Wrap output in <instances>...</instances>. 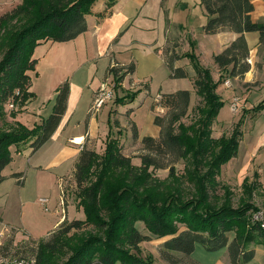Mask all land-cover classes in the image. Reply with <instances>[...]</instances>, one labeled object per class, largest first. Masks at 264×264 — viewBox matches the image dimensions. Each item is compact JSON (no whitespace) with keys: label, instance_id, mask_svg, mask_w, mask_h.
Instances as JSON below:
<instances>
[{"label":"trees","instance_id":"obj_1","mask_svg":"<svg viewBox=\"0 0 264 264\" xmlns=\"http://www.w3.org/2000/svg\"><path fill=\"white\" fill-rule=\"evenodd\" d=\"M97 1L22 0L20 5L0 17V184L6 180L5 168L13 161L11 147L20 150L31 142L33 151L39 150L54 135L67 110L69 81L56 89L52 113L39 125L29 129L20 122H8L9 116L16 118L35 97L30 91V72L35 71L37 65L33 57L35 48L47 41L70 42L85 33L87 16ZM253 1L201 0L209 17L204 26L205 33L230 30L239 37L214 57L221 72L218 81L210 69L199 63L194 52L179 55L177 45H172V51L164 52L172 78L189 77L184 68L175 67L177 61L189 58L194 67L195 92L204 104L202 108L198 107L200 127L183 124L182 119L191 107V92L180 90L161 95L159 104L152 105V110L163 107L169 112L154 119L161 129L160 136L143 138L141 143L148 154L140 157L141 167H136L132 159L124 155L121 130L115 136L111 128L102 154L84 149L76 163L74 181L85 219L71 222L66 219L50 240H40L39 263L157 264L153 256L144 257L141 248L143 242L153 238L165 240L160 255L166 264H200L192 258L197 245L210 252L227 248L231 264L253 261L256 250L251 245L264 246V222L252 221L249 212L259 210L251 204L234 207L231 201L219 203L221 200L216 194V176L220 174L221 166L238 153L244 136L242 126L246 111L230 138L212 136L213 124L225 105L219 88L228 78H243L251 69L245 34L258 33L260 49L264 52V23L253 21ZM112 4L109 2L108 7ZM18 24L20 26L15 28ZM134 69L132 64L126 71L132 73ZM124 71V68H112L110 73L120 83L127 73ZM134 99L135 96L130 101ZM118 101L124 103L125 100L120 98ZM10 103L15 105L14 110L8 109ZM263 110L264 100L252 109ZM110 125L119 127L120 123L115 120L114 123L110 121ZM132 133L133 140L137 141L135 124ZM158 156H171L175 163L192 160L196 177L193 176L194 198L185 200L180 192L173 194L172 190L162 189L154 181L150 168L169 169L171 174L174 173V164L161 163ZM201 168L208 171L203 178L197 179L196 174ZM21 175L17 173L13 177ZM258 176L255 173V177ZM248 182H244V191L252 198L256 184ZM64 189L66 205V186ZM141 222L146 233L137 228ZM181 224L185 225L184 229L179 227ZM231 233L235 234L232 239ZM66 254L69 256L61 262ZM177 254L181 256L177 257Z\"/></svg>","mask_w":264,"mask_h":264},{"label":"rangeland","instance_id":"obj_2","mask_svg":"<svg viewBox=\"0 0 264 264\" xmlns=\"http://www.w3.org/2000/svg\"><path fill=\"white\" fill-rule=\"evenodd\" d=\"M21 2L22 0H0V17L10 12L13 9V5H17ZM169 8L171 20L170 29L172 27L173 33L178 30L183 32L184 27L188 30L190 24H194L193 28H199L201 25L200 23L203 18V13L200 0L171 1ZM19 26L20 24L15 26V28H18ZM134 32L139 35L144 34L140 28L135 29ZM152 32L157 33L158 30ZM38 47L39 46L34 50V57L35 54H37ZM167 50L172 51V45H167L164 52ZM170 51H168L169 55L171 54ZM43 52L48 54L46 50ZM50 52V54L44 57L42 56V59L38 63V70L31 73V92L34 93L35 97L22 112L25 114L24 117H26L28 125L31 127L39 125L43 118L49 116L48 114L50 113L52 106L55 104V92L60 83L69 80L70 84L74 85V88H72L73 94H76L77 98L80 99L86 92L89 93L88 95H91L93 91L96 92L98 89H96V87L98 85L100 86V83L106 80L104 71L96 74L97 63L85 61L79 67L82 69L73 82L74 73L77 70L73 69V67L83 60L84 54L79 56L76 53L78 52L76 47H69V49L66 50V53H63L62 51L58 53L56 51ZM63 55H66L65 59L63 58ZM112 63H115L117 64V67H120L117 62L113 61ZM188 69L190 74L194 75V67H189ZM90 76H96L93 84L90 82ZM112 80L113 75H111L108 82L112 83ZM260 81L261 80L259 79L255 84H249L251 85L249 90H253L249 93L245 90L246 86L242 85L240 88L242 94L241 91L237 89V83H235L232 88H223L221 93L225 100V105L222 107L217 120L213 124L212 136L216 139L224 136L230 138L237 124L240 123V120L243 118L245 108L248 109L244 116V124L242 126L244 136L238 146V153L221 166L220 174L216 176L218 184L216 194L219 200H221L219 203H222V201L225 200L231 201L230 203L234 207H239L244 204L255 206L259 211H250V219L252 221L264 222V110L262 112L252 111L255 106L264 100V86H261L262 84ZM190 82L191 81L187 79L186 81H183L182 84L173 85V83H169L167 85H162L161 81L154 79L153 82L150 81L149 94H146L144 88L142 92H133L128 90V88L122 89V82L117 83L114 80L113 84L116 85L115 98L113 102L107 103L99 114V134L97 137L98 139H95L97 152L100 154L104 152V141L109 135L111 128L115 136L118 135L119 130L124 134V130L121 126L111 127L110 125L109 115L111 111L115 110V107L119 111H125L128 106L137 109L135 113L137 123L140 126H143L144 124L146 125V127L145 125L142 127V134L144 137L150 133L149 126H153V123H151L150 105L152 104L153 99L156 98L157 94L160 93V89L163 91H172L175 89L174 87L177 86L181 87V89H192ZM249 85H247V87ZM236 91L238 95H236L234 99L236 97L240 98L239 95H242L243 97L241 96L242 98H240V101L241 99L243 101V98L244 101L243 103L239 101L237 111L233 112L230 107V102L231 97ZM138 93L142 94L138 96ZM133 96H135V99L131 102L130 100ZM145 97L146 100H144ZM120 98H124V103H119V101L116 102V100ZM83 100H87V97ZM154 104L158 105L159 102L154 101ZM91 105L88 113H90ZM203 105L202 99L199 96H197L196 99L193 96L188 115L182 119L183 124L188 127L195 126V128H199L200 125L198 122L201 119V113H199L198 107L202 108ZM153 112L156 113V116H166L169 110L163 107H156ZM115 116L116 112L113 111L111 118L112 123L115 122ZM10 119L11 117L9 116L8 122L14 124L13 122H10ZM123 153L132 159V163L136 167H141L142 162L140 157L148 154V151L144 150L142 143H138L134 140L133 145L130 143ZM11 154L13 161L6 168V174L11 171H25L26 164H29L28 159L30 155H26L22 150H17L14 147L11 148ZM157 158L161 163L174 164V173L171 174L169 169L150 168L149 172L152 173L154 181H156L157 184H160L162 189L172 190L173 194L180 192L182 198H185V200L194 198L196 186L193 181V176L195 179L196 177L193 171L194 167L191 164L192 160H179V162L175 163L173 160L174 158L171 156H158ZM44 164V168H38L36 171L30 173V177L28 178L26 185L23 187H20L17 182L12 181V178L10 180H5L0 184V218L3 220V224L0 228H8L10 231H12V229L15 230V232H10L8 229L7 231H0L5 233L2 239L3 246L1 247V251L8 256L25 258L30 262L29 264H41L37 257L38 242L43 239L50 240L54 236V233H51L54 229V225L60 220L63 214L66 215L67 208L62 204V181L60 180V177L68 173L72 167V165L70 166L69 164H74V161L72 163L67 162L61 169H48L47 167L49 165L47 164V160ZM199 170L200 173L196 174L197 179L203 178L204 174L208 171V169L202 168ZM255 173H258L259 176L255 177ZM245 181H249L248 184L253 182L256 184V189L252 194V198H249V194L244 191ZM69 196V202L73 209L69 208V220H67L69 222L76 218L84 220L85 215L83 208L80 207V200L75 187L71 189ZM41 199L47 200V204L42 205L40 203ZM179 227L184 229L185 225L181 224ZM137 228L142 232H147L142 222L138 224ZM58 230L59 229L55 232ZM48 233L51 235H48ZM234 236L235 234L231 233L230 239L234 238ZM163 243V239L157 238L143 242L141 244L143 256L147 257L151 255L154 257L155 263L166 264L160 255L161 245ZM198 246V248L203 247L201 245ZM251 247L254 248L255 244H252ZM200 250L201 249H196L194 254L197 256L201 255ZM203 250L206 254H203L206 261L215 263L219 258L218 252L224 249L210 252L203 247ZM68 256V254L64 255L60 261L63 262ZM176 256L179 257L181 255L177 254ZM249 264H264V253H259L252 262H249Z\"/></svg>","mask_w":264,"mask_h":264},{"label":"crops","instance_id":"obj_3","mask_svg":"<svg viewBox=\"0 0 264 264\" xmlns=\"http://www.w3.org/2000/svg\"><path fill=\"white\" fill-rule=\"evenodd\" d=\"M111 1L113 2V4L111 5V7H108L109 2ZM171 1L174 2L175 0H98L92 8L91 14L87 16L88 30L85 33L81 34L75 40L70 42H43L37 48V54H35V57L33 55L34 59L37 60L35 70L37 71L39 67L38 63L42 59V56L44 57L50 54V51H56L57 53L62 51L63 53H66V50L69 49V47H76V50L78 51L76 53L79 56H82L84 54V57L82 61H80L73 67V69H77L74 73L73 82L77 74L82 69L79 67L85 61L97 63L96 74L104 71L106 80H109L111 75H113L110 73L113 61L117 62L120 65V67L118 66V68L124 67V73L127 72L126 69L129 66L134 64V72H127L121 83L122 89L128 88V90H131L133 92H142L144 88L146 90L145 93L149 94L150 81L153 82L154 79H156L157 81H161L162 85H167L169 83H173V85L182 84L183 81H186L187 79L191 81L190 83L192 89H181V87L178 86L174 87L175 89H173L172 91H163L162 89H160V93L157 94L156 98L153 99V102L150 105L151 123H153V126H149L150 133L144 137L142 134V127L145 124L143 126H140L137 123V120L135 118L137 109L128 106V108L126 107L125 111H119L115 107V110H113L116 112L115 120L120 123L121 128L124 130V134L121 136L123 152L126 150L130 143L131 145H133L134 143L132 133V126L134 124L139 136L137 139L138 143H141L143 138L145 137L150 136L158 138L160 136L161 129L154 123L156 113H154V110L151 109L154 101L158 102V97L165 94H172L180 90L190 91L191 101L193 96L195 97V99L198 96L194 88L196 73H194V75L190 74L188 69L189 67H193L189 58L181 59L175 63V67L184 68L189 74V77L183 79H175L171 77V71L167 65L164 55V50L167 45H177L178 47L176 48V51L179 55H184L186 53L194 51L199 63L203 67L210 69L213 73L214 79L218 81L221 77V72L219 70V67L215 63L214 57L218 54L223 53L239 37V34L230 30L221 31L216 34L205 33L204 26L208 22L209 17L202 5L201 8L203 18L201 20V25L199 26V28H193L194 24H190V28L188 30L184 27L183 32H181V30H178L177 32L173 33L172 27L170 29L171 20L169 14ZM21 3L13 5L12 8L20 5ZM253 5L254 11L251 13L253 21L264 23V0H254ZM137 28H140L141 31L144 32V34H136L134 30ZM154 30H158V32H152ZM245 37L250 49L249 58L251 60L253 59L254 64L252 61V64L250 65V71L246 73L243 78L236 77L228 79H231L233 85L237 83V89H239V91H241L240 88L242 85L246 86L245 90L249 93L253 91L252 89L249 90L251 87V85L249 84H255L259 79L261 80V86H264V52H261L260 49L258 33H246ZM42 50H46L48 54H45ZM63 56V58L65 59L66 55ZM32 72L33 71L30 72V76ZM95 78L96 76H90L91 84H93ZM113 81L114 75L112 83ZM65 82L66 81H64L63 83ZM63 83H60L58 87ZM102 83H100V86ZM247 85L249 86L247 87ZM100 86L98 85L96 87V89L98 88L96 92L99 90ZM72 88H74V85L70 84V94L66 113L63 116L59 127L57 128L51 139L35 152L31 147V142L20 148V150H22L24 154H29L31 157H29L28 159L29 164H26V170L11 171L10 173L6 174L5 170L9 166L8 165L3 172L6 180H10L12 178V181L17 182L20 187H23L26 185V182L30 177V173L32 171H36L38 168H44V162H46V160L47 164L49 165L47 167L48 169H61L67 162L72 163L74 161V164H69L70 166L72 165V167L70 168L68 173H66L64 176L60 175V180L62 181V184L66 186L67 190L68 198L66 201V205L64 206L65 208H67V211L66 215L63 214L60 220H58V222L54 225V229L53 231H51V233L59 229L61 224L66 219L69 220V208L73 209L72 205H70L69 202V195L71 189H73L74 187L76 189L74 174L76 170V163L81 152L84 149L97 151L95 139H98L97 137L99 134L100 112L94 115L88 113L91 102L93 103L95 99L96 92L93 91L91 95H88L89 93L86 92L80 99H78L76 94H73ZM223 88L226 87L222 85L218 90L222 98L223 95L221 91L223 90ZM30 91H32L31 87ZM141 94L142 93H140L138 96H140ZM236 95H238L237 91L231 97L230 104H232V101ZM241 96L239 95L240 98L243 97ZM85 97H87V100H83ZM146 97L144 100H146ZM243 101L241 99L240 102L243 103ZM53 107L54 105L52 106V109L48 115L52 113ZM102 109L100 111H102ZM246 110L248 109L245 108L244 111ZM113 111H111L109 115L110 121ZM22 112L18 113L16 118L11 117L10 122H20L27 126L29 129L34 128L35 126L31 127L28 125V121L26 117H24L25 114ZM106 140L104 141L105 143ZM12 147L17 149L16 146ZM17 173H21V177H13V175ZM20 179L21 181H19ZM2 224L3 220L0 218V226ZM7 229L8 228H0V231H7ZM10 232H15V230L12 229V231ZM49 234L50 233H48V235ZM198 247L199 246L197 245L196 249H201L200 251L202 257L201 255L197 256L193 253L192 256L195 259L193 257L192 258L198 261L200 264H231L227 248H224V250L218 252L219 258L215 263H210L209 261H206L205 257H203V254L206 255L203 247ZM254 249L256 250L255 257L258 256L259 253H264V246L262 245H255Z\"/></svg>","mask_w":264,"mask_h":264},{"label":"built area","instance_id":"obj_4","mask_svg":"<svg viewBox=\"0 0 264 264\" xmlns=\"http://www.w3.org/2000/svg\"><path fill=\"white\" fill-rule=\"evenodd\" d=\"M249 64H252V60L248 59ZM112 68H118L117 64L113 63ZM116 85L113 83H109L108 80L103 82L99 88V90L96 92L95 99L91 105L90 113L92 115L97 114L100 112V110L109 102L113 101L115 98L116 93ZM224 86L226 88H232L233 83L231 79H227L224 82ZM161 99V96L157 98V101ZM240 101V98H235L234 101L231 104V109L233 112H236L238 109V103ZM9 110H14L15 105L13 103L8 104ZM64 184H62V204L65 206V189L63 188ZM65 187V186H64ZM40 203L42 205L47 204V200L41 199ZM5 235L4 232H0V264H29L30 262L25 258H18V257H12L5 255L1 251V247L3 246V236Z\"/></svg>","mask_w":264,"mask_h":264}]
</instances>
